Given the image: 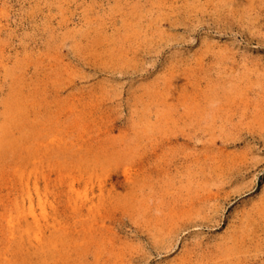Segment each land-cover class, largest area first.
Here are the masks:
<instances>
[{
  "label": "rangeland",
  "instance_id": "obj_1",
  "mask_svg": "<svg viewBox=\"0 0 264 264\" xmlns=\"http://www.w3.org/2000/svg\"><path fill=\"white\" fill-rule=\"evenodd\" d=\"M22 176L48 218L0 264H264V0H0Z\"/></svg>",
  "mask_w": 264,
  "mask_h": 264
},
{
  "label": "bare ground",
  "instance_id": "obj_2",
  "mask_svg": "<svg viewBox=\"0 0 264 264\" xmlns=\"http://www.w3.org/2000/svg\"><path fill=\"white\" fill-rule=\"evenodd\" d=\"M42 145H44V142H42ZM125 174L126 173H124V175ZM125 178H127V176H125ZM4 185H6L7 187L8 184L7 183L5 184L4 182L0 187H4ZM9 188L12 189V193L16 192V197L12 198L10 201L5 202V203L0 201V204H1L0 206H2L3 208V211L0 210L1 211L0 212L1 229H2V226L7 227L8 233L12 237L16 236L18 233L21 234V237H25L27 233L28 238L32 242V239L30 238V234L33 231L32 227L33 229L35 227L37 228L41 227L42 221H45L48 218L47 217L48 214L45 212L46 206L43 201V195L37 193V199H35L33 197L32 189L30 186V179L29 178L25 179V177L19 180L14 179L13 181H10ZM37 190L39 191L38 186H37ZM73 191L76 192L74 186H71L69 193H72ZM78 194L76 196H78ZM2 195L3 194H0V197ZM72 197L74 198V196ZM88 202L90 203V201ZM84 204L85 202L81 200L80 197L76 198L75 208H80L81 205H84ZM37 205L42 210L41 214H38ZM92 205L94 204L92 203ZM36 231L37 233H35V235L33 236V240H35L38 243V245H43L44 244L43 239L45 237L43 238V236L41 235L42 233H40L38 229Z\"/></svg>",
  "mask_w": 264,
  "mask_h": 264
}]
</instances>
